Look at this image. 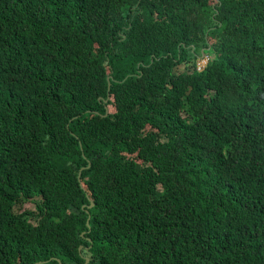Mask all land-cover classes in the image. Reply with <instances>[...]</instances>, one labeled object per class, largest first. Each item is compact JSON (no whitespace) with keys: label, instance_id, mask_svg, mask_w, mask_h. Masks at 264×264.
Segmentation results:
<instances>
[{"label":"trees","instance_id":"trees-1","mask_svg":"<svg viewBox=\"0 0 264 264\" xmlns=\"http://www.w3.org/2000/svg\"><path fill=\"white\" fill-rule=\"evenodd\" d=\"M28 263L264 264V0H0V264Z\"/></svg>","mask_w":264,"mask_h":264},{"label":"rangeland","instance_id":"rangeland-1","mask_svg":"<svg viewBox=\"0 0 264 264\" xmlns=\"http://www.w3.org/2000/svg\"><path fill=\"white\" fill-rule=\"evenodd\" d=\"M205 53V54H204ZM208 56H207V53L206 52H203V54L201 56H198L195 60V63H196V67H200L202 66V63L205 62V60H207ZM26 205L28 207H32L33 206V202L32 201H29L28 203H26Z\"/></svg>","mask_w":264,"mask_h":264},{"label":"water","instance_id":"water-1","mask_svg":"<svg viewBox=\"0 0 264 264\" xmlns=\"http://www.w3.org/2000/svg\"><path fill=\"white\" fill-rule=\"evenodd\" d=\"M89 203H91V201L89 202ZM86 222H87V219H86ZM80 246V244H78V247ZM86 259V258H85ZM28 264H31V263H28Z\"/></svg>","mask_w":264,"mask_h":264},{"label":"built area","instance_id":"built-area-1","mask_svg":"<svg viewBox=\"0 0 264 264\" xmlns=\"http://www.w3.org/2000/svg\"><path fill=\"white\" fill-rule=\"evenodd\" d=\"M204 63H202V65H203Z\"/></svg>","mask_w":264,"mask_h":264}]
</instances>
